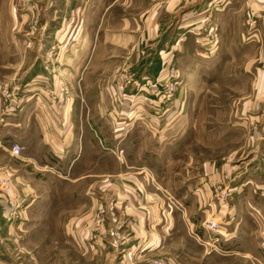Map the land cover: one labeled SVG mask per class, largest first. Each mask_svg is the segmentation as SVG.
<instances>
[{"label": "rangeland", "instance_id": "1", "mask_svg": "<svg viewBox=\"0 0 264 264\" xmlns=\"http://www.w3.org/2000/svg\"><path fill=\"white\" fill-rule=\"evenodd\" d=\"M54 1L0 0V118L4 89L17 90L25 100L23 111L0 121V170L6 155L16 159L24 152L23 148L20 156L11 154V146L19 140L3 127L29 104H55L58 109L75 104L79 120L99 115L98 108L87 109L85 104H105L106 114L100 123L71 122L73 139L68 142L66 126H52L56 144L66 145L70 153L50 151V156L45 144L42 196L30 200L20 189L7 196L8 202L21 204L13 220L21 222L25 210L34 217L19 239L18 254L31 260L27 264H145L150 260L169 264L165 257L169 255L182 264H264V139L253 140L242 120L258 115V110L244 112L243 101L253 95L255 77L253 69L245 71L243 53L219 49L218 25L197 4L188 7L181 30H171L165 42L156 43L155 72L142 78L132 59H127V49H120L122 57H115L110 32L100 33L96 53L88 55L98 31L95 22L88 29L68 28L66 21L58 24L60 13L44 12ZM131 1L137 9L147 5L143 0H123V17ZM45 21L53 22L54 30L43 27ZM255 21L248 26L250 33ZM78 36L81 41H76ZM231 56L236 59L228 60ZM36 57H43L47 68L54 69V80L49 77L40 84L35 79ZM82 68H88L84 79L78 75ZM172 68L178 71V86L165 105L158 85ZM168 117L177 119L168 123ZM121 123L132 124L118 130ZM211 170H218L222 178L211 185L208 204L191 205L197 190L178 189L179 179L210 175ZM123 173L128 180L132 176L147 180L152 187L145 194L154 197L155 207L160 199L158 212L167 215L159 226H149L159 232L166 229L161 243L166 253L140 263L123 259L111 243L121 228L116 214L131 212L117 201L115 182ZM0 189V193L12 190L4 175H0ZM209 221L218 223V232L208 228Z\"/></svg>", "mask_w": 264, "mask_h": 264}, {"label": "crops", "instance_id": "2", "mask_svg": "<svg viewBox=\"0 0 264 264\" xmlns=\"http://www.w3.org/2000/svg\"><path fill=\"white\" fill-rule=\"evenodd\" d=\"M143 3L147 5L138 7V9L132 1L129 5L126 3L125 7L128 11L124 17L123 0H55L53 3L50 2V8L48 4L44 7V12L49 10L51 13H60L61 18L58 24L62 25L66 21L67 27L72 29L92 28L91 22H95L93 28L98 31L94 36L93 52L88 55L96 53L95 46L98 44L100 33L106 31L108 34L110 32V36L114 39L115 57L120 55L118 52L120 49H127V53L130 55L127 59H132L137 75H142L143 78L146 72L147 74L155 72L157 58L152 55L157 52V49H154L156 43L162 42V40L166 41L171 35V30H176V28L181 30L188 17L186 13L188 7L194 5L197 7V4H200L202 13L207 14L209 12L212 21L218 25L219 49L229 54L242 52V59L247 61L246 66L248 67L245 68V71H252L253 69L254 93L246 97L243 104H247L244 112L254 113L258 110V115H248L242 120L246 126L250 127L253 140L255 137L259 141L264 139V0H143ZM254 19H256L255 26L250 33L249 27L253 25ZM41 25L43 27L49 25L52 30L55 28L51 21H45ZM76 41H81L79 36ZM85 41L87 40L83 37L82 42L84 44ZM104 44L103 42L100 44L101 50ZM176 47L172 45L171 48L176 50ZM145 49L146 55L144 56ZM110 59L113 61V58ZM227 59L235 60L236 57L231 56ZM35 61H38L34 67L35 79H38L40 84L45 83L46 78L55 79L56 74L52 73L54 69L47 68L46 63H43L45 62L43 57L42 59L36 57ZM87 69L82 68L78 75H82L84 79ZM67 71L71 72V70ZM104 105L85 104L87 109L98 108L99 115L94 118L83 116L79 120V116H75L78 108L75 104L62 106L61 109H58L55 104H29L18 118L8 119V125L4 126L3 130H8L9 135L12 133V137L19 140L24 152L21 157L16 159L12 158L10 154L6 155V161L0 170V175H4L10 180L13 190L7 193L1 191L2 193H0V264H27V261H31L27 257H25L26 259L21 257L17 251L19 239L24 236V233H27L29 226L34 221L33 213L25 210L20 217L21 222H16L10 214L8 197L13 196L15 189H20L21 193L29 197L30 200L35 199L37 201L42 196L44 181L41 162L45 144L49 146V149L47 148L49 155L50 151L55 155L58 151L70 153L69 150H65L66 145L59 146L56 144L58 138L54 136L51 127L60 123L66 126V142L71 141L73 139L71 122L83 121V123L91 125L98 120L100 123L106 114V106ZM177 106L179 104H175V107ZM138 108L141 109V107ZM120 117L122 120L123 116L120 115ZM177 117H168L166 121L168 123L174 122ZM130 124L132 123H121L118 130H124V127L127 129L125 125ZM14 130L19 131L17 133L13 132ZM1 131L0 128V133ZM123 135V131H121L118 136L122 137ZM5 152L9 153L6 150ZM147 165L150 166L149 163ZM126 176V173H123L115 182V187L118 191V204L127 205L131 212L116 214L119 221L118 228H121L116 233L117 238L111 243L117 252L122 253L123 259H135L138 260L135 262L140 263L139 261L146 258L164 254L165 245L162 246L161 243L165 239L166 229L165 231L160 230L165 232L163 233L154 230V227L152 230L149 226L151 223L153 226H159L161 220L167 219V215L165 212H158L162 206L160 199L156 208L154 197L149 193L145 194L144 191L152 187L147 180L144 182L134 176L128 180ZM221 178L218 170H211L210 175L206 173L205 176L190 180L183 179L184 181L179 179L182 184L178 186V189L191 188L192 186L197 191L192 197L191 205H207L210 199L208 191L211 185L221 181ZM247 184L249 185L250 181ZM123 216H125L124 220ZM156 221L157 223L154 224ZM165 257L168 258L166 260L169 264H182V261L174 255ZM30 264H40V262L34 261Z\"/></svg>", "mask_w": 264, "mask_h": 264}, {"label": "built area", "instance_id": "3", "mask_svg": "<svg viewBox=\"0 0 264 264\" xmlns=\"http://www.w3.org/2000/svg\"><path fill=\"white\" fill-rule=\"evenodd\" d=\"M178 71L174 68L167 71L165 80L161 81V84L158 85V88L161 90V101L163 104L167 105L172 98L174 97L177 86H178ZM2 101L3 107L1 111L0 121L4 122V119L13 114H18L23 111L25 107V100L23 97L19 96L17 90H8L4 89L2 92ZM10 152L13 156H20L23 152V147L19 143H14ZM10 214L13 217L17 216L19 209L21 208L20 202H15L11 200L9 202ZM208 228L213 230L214 232H218V223L215 221H209ZM126 264H136L134 262H128ZM145 264H165L162 260H150Z\"/></svg>", "mask_w": 264, "mask_h": 264}]
</instances>
